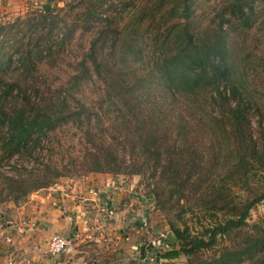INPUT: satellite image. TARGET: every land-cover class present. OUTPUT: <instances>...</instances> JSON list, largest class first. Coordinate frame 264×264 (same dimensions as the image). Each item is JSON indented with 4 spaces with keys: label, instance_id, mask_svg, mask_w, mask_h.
<instances>
[{
    "label": "trees",
    "instance_id": "trees-1",
    "mask_svg": "<svg viewBox=\"0 0 264 264\" xmlns=\"http://www.w3.org/2000/svg\"><path fill=\"white\" fill-rule=\"evenodd\" d=\"M49 1L0 22V165L16 158L0 198L140 176L165 261L264 264V219L248 222L264 200V0ZM71 43L72 72L48 79Z\"/></svg>",
    "mask_w": 264,
    "mask_h": 264
},
{
    "label": "crops",
    "instance_id": "crops-1",
    "mask_svg": "<svg viewBox=\"0 0 264 264\" xmlns=\"http://www.w3.org/2000/svg\"><path fill=\"white\" fill-rule=\"evenodd\" d=\"M49 0H0V16L17 11L42 8ZM142 183V182H141ZM139 176L123 174L90 173L79 178H63L52 186L32 192L22 202L0 203V264H83L94 260L96 264H130L135 260L137 245L147 240L148 230H139L140 217L149 216L153 210L129 194L127 188L142 190ZM144 187L145 184L143 185ZM98 191V199L88 194ZM86 195V204L78 196ZM106 205L109 214L102 217L107 234L87 244L82 238L72 252L53 255L48 241L53 234L71 235L84 231L93 223L98 206ZM7 221L9 223H7ZM152 229L157 227L151 226ZM153 225V224H152ZM166 230H169L166 225ZM2 233V235H1ZM128 234V239L123 234ZM171 233H169L170 239ZM164 264H183L181 256L167 259ZM185 264V263H184Z\"/></svg>",
    "mask_w": 264,
    "mask_h": 264
},
{
    "label": "built area",
    "instance_id": "built-area-1",
    "mask_svg": "<svg viewBox=\"0 0 264 264\" xmlns=\"http://www.w3.org/2000/svg\"><path fill=\"white\" fill-rule=\"evenodd\" d=\"M129 194H131L137 200L143 202L151 210L155 209V203L153 199L146 192H140L135 186H129L127 188ZM93 194L98 199V191L94 189H89L88 194ZM78 200L82 204H86L88 198L86 195L82 194L78 196ZM109 214L108 207L106 205L100 204L97 209V214L93 218V223L86 230H76L71 235L53 234L48 241V250L51 254L57 255L62 253L72 252L76 248L77 242L82 238L87 242V244L92 243L95 240V234L101 235V238H106L107 234L103 228L102 217ZM7 223H9L7 221ZM4 225L0 224V229ZM139 230L147 231V240H141L137 245V254L135 257L136 262L139 264H164L165 260L162 258V253L170 248L169 233L170 230H159L152 229L148 224L145 217H140ZM2 235V233H1ZM124 239H128V234L122 235ZM142 250L146 251L145 259L141 261L140 255ZM7 264H13L9 261ZM83 264H96L94 260L88 262L84 261ZM111 264H120L119 262H112Z\"/></svg>",
    "mask_w": 264,
    "mask_h": 264
},
{
    "label": "rangeland",
    "instance_id": "rangeland-1",
    "mask_svg": "<svg viewBox=\"0 0 264 264\" xmlns=\"http://www.w3.org/2000/svg\"><path fill=\"white\" fill-rule=\"evenodd\" d=\"M59 5H63V3L59 2ZM26 13H27V10L22 12V13H18V14H17V11H15L12 14H9V15H6V16H2V17L0 16V22H4V21H7V20H14V18H16L17 16H24ZM251 39H254V37H251ZM259 44H261V43H259ZM76 45L77 44H74V43L68 44L66 50H64V52H62V54L60 55L61 56L60 57L61 58L60 61L57 64H55V65H52V66L48 65L49 67L43 68L42 69V73L44 75H46V77H48V79L59 83L62 80V78H64L69 72H72V68L70 66V63L73 62V57L80 51V49ZM262 46H264V37H263V40H262ZM252 79H253V82L254 81L256 82L257 78H256L255 74L252 76ZM86 91L89 92V94L92 93V96H96L95 86L89 87ZM250 118H251L252 126H253V128H255V126H256V117L251 116ZM72 135H73L72 131L67 132V133L62 132V133L58 134L57 138H60V139L62 138L65 141V139H67L68 137L72 138L73 137ZM46 153L47 152H45V151L42 152L43 155H46ZM14 159H16V158L10 159L9 163L1 164L0 165V170L2 172H7L8 174L13 173L14 170L11 168V166L14 164ZM24 162L25 163L27 162L26 159L24 160ZM82 176H84V175H78L77 174V175H73L70 178H79V177H82ZM64 178H67V177H64ZM61 179H63V178H61ZM142 179L143 178L140 177V183L142 182L141 183L142 190H148L149 187L146 185L147 181H145V179H143V180ZM144 184H145L146 187L143 186ZM8 201L14 202L10 198H6V197L3 198V199L0 198V203H8ZM261 219H264V200L259 202L251 210L250 216L248 218V222L249 223H253V222L259 221ZM150 221L153 224V225L151 224L152 227H157L156 229L163 230V231L166 230V228H167L166 225H168L167 224V217L165 216V214L163 212H161L157 208H155L153 210V212L151 213V216H149V222ZM181 259H182V263L183 264L184 263L187 264L186 256L181 255Z\"/></svg>",
    "mask_w": 264,
    "mask_h": 264
}]
</instances>
